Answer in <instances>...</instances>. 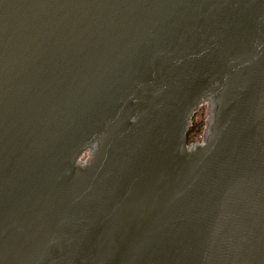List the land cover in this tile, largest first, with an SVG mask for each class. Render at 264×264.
<instances>
[{"label":"water","instance_id":"95a60500","mask_svg":"<svg viewBox=\"0 0 264 264\" xmlns=\"http://www.w3.org/2000/svg\"><path fill=\"white\" fill-rule=\"evenodd\" d=\"M0 264H264V0H0Z\"/></svg>","mask_w":264,"mask_h":264},{"label":"clouds","instance_id":"9594fccd","mask_svg":"<svg viewBox=\"0 0 264 264\" xmlns=\"http://www.w3.org/2000/svg\"><path fill=\"white\" fill-rule=\"evenodd\" d=\"M204 107L207 112H208V126L206 130V138L200 142L196 146H190L188 141L183 137L184 143L180 145V152L184 153L187 152L188 154H192L196 152L198 149H203L208 146L209 139L212 137L214 134V125L216 123V118H217V112H218V103H217V98L216 96L212 94L205 95L202 97L201 101L198 103V108ZM139 120V115L134 114L130 117V121L135 124ZM101 143L94 140L91 142L89 145L87 151L88 154L87 156L84 155V150H82L79 155L75 158L73 162V167L76 168L78 171L79 170H84L90 168L94 161L97 158V155L101 149ZM81 156H83V159H81Z\"/></svg>","mask_w":264,"mask_h":264},{"label":"trees","instance_id":"16d2710c","mask_svg":"<svg viewBox=\"0 0 264 264\" xmlns=\"http://www.w3.org/2000/svg\"><path fill=\"white\" fill-rule=\"evenodd\" d=\"M203 118L204 114L203 109L201 107L193 118V122L189 126L187 132V141L189 144L202 140L203 132L205 129V125L203 124Z\"/></svg>","mask_w":264,"mask_h":264},{"label":"rangeland","instance_id":"374dc122","mask_svg":"<svg viewBox=\"0 0 264 264\" xmlns=\"http://www.w3.org/2000/svg\"><path fill=\"white\" fill-rule=\"evenodd\" d=\"M202 109H203V114H204V118H203V124L205 125V119H206V114H207V110L204 108V107H202ZM199 111V110H198ZM197 111V112H198ZM196 112V113H197ZM196 113H195V115H196ZM195 115H194V117H195ZM193 117V118H194ZM193 118H192V122H193ZM192 122L190 123V125L192 124Z\"/></svg>","mask_w":264,"mask_h":264},{"label":"flooded vegetation","instance_id":"af4514ba","mask_svg":"<svg viewBox=\"0 0 264 264\" xmlns=\"http://www.w3.org/2000/svg\"><path fill=\"white\" fill-rule=\"evenodd\" d=\"M88 152H86L85 156H87Z\"/></svg>","mask_w":264,"mask_h":264}]
</instances>
